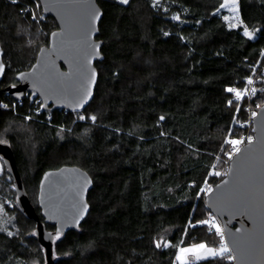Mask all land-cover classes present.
Wrapping results in <instances>:
<instances>
[{"label":"trees","instance_id":"16d2710c","mask_svg":"<svg viewBox=\"0 0 264 264\" xmlns=\"http://www.w3.org/2000/svg\"><path fill=\"white\" fill-rule=\"evenodd\" d=\"M97 2L103 59L95 62L91 102L81 113L36 114L27 98L16 102L4 89L58 26L50 16L39 26L30 20L26 8L37 4L41 14L37 0H0L6 65L0 101L7 105L0 142L11 146L40 220L34 197L43 172L72 165L93 181L87 217L53 239L54 264H177L181 248L222 247V234L208 226L214 216L205 190L222 178L214 173L224 169L233 145L252 133L244 78L264 65V0H237L243 26L235 29L219 13L222 0ZM28 30L31 43L39 42L34 47ZM259 87L252 95L263 104ZM8 177L5 169L0 264H45L35 222L17 205ZM187 264L234 263L227 251Z\"/></svg>","mask_w":264,"mask_h":264},{"label":"water","instance_id":"95a60500","mask_svg":"<svg viewBox=\"0 0 264 264\" xmlns=\"http://www.w3.org/2000/svg\"><path fill=\"white\" fill-rule=\"evenodd\" d=\"M37 1L42 15L52 17L58 28L50 32L48 45L39 48L29 69L18 72L16 83L4 90L14 101L34 93L46 113L58 108L81 113L94 95L98 79L95 62L103 59V41L97 37L102 9L97 0ZM2 53L0 45V82L6 69ZM262 85L264 89V76ZM254 114L252 140L231 156L226 174L204 197L206 207L220 222L234 264H264V104ZM0 158L12 180L17 205L35 222L34 235L43 249L45 264H54V237L77 230L89 213L87 196L92 178L72 165L43 172L37 201L44 221L55 225L52 231L29 200L6 142H0Z\"/></svg>","mask_w":264,"mask_h":264},{"label":"rangeland","instance_id":"374dc122","mask_svg":"<svg viewBox=\"0 0 264 264\" xmlns=\"http://www.w3.org/2000/svg\"><path fill=\"white\" fill-rule=\"evenodd\" d=\"M37 7H38V5L35 4L33 7L30 6V7L26 8V9H27V11L31 12L30 20L33 21V22H35V24L38 25V24H40V23H42L44 21V17L45 16L42 15V12H41V14H38L37 12H35L38 9ZM219 13L225 19V21L227 22V24L229 26L234 27V29L243 26L242 25V22H241V20L239 18L240 16H239V10H238L237 0H222L221 9L219 10ZM31 32L32 31H30V30H28L26 32V36H27V39H28L27 41H28V45L29 46L31 45V47H34L35 45L39 44V42H37V40H36V42H34L33 44L31 43L32 37H34V34H32ZM243 33L246 36L251 37V38L254 36V32H252V31H250L248 29H245V28L243 29ZM262 66L264 67V65H262ZM262 78L263 77H259V78H256L255 79L254 85H253V89H254L253 92H255L257 90H260L259 83L262 82ZM25 98H27L29 100V103L32 105L31 108H33V109L38 108L40 110V107L41 106H40V102L38 101V98L37 97H35L33 94H30V95L26 96ZM262 100L263 99H261L259 101V99H255V97H253V95H251L250 97H248V104H249L248 105V112L251 111V110L252 111L254 110V108L252 107L254 104H255L254 105L255 108H257V109L261 105H263L264 104V101H263V104H261L262 103ZM254 101H255V103L252 105V103ZM2 105H3V108H7V105H6L5 102H2ZM36 111L37 110L35 109L34 112H36ZM250 129L252 131V126H251ZM5 131H7V130H5ZM252 138H253V131H252V133H250V131H248L244 135V137L241 139V141H239L240 143H237L236 145H233L232 151L230 152L229 155H227V156H229V158L227 160H225V167H224V169L221 172H217L216 173L217 176L223 177L226 174V171H227L226 169L228 167V163L230 161L231 156L238 151V149L240 148V146L243 145V143L245 144V143L249 142L247 140L248 139H252ZM5 169L6 168H5L4 164H3V161L0 158V178H1L2 174L5 172ZM9 177H8V179H11ZM210 189L211 188H207L205 190V195H206L207 192L210 191ZM37 194L38 193H36V196L34 197V200L38 204ZM214 218H216V217L214 216ZM216 232L221 233V228L220 227H217ZM227 251L229 252V250L226 247V245H223L222 247L217 248V249L216 248L208 247L205 244L191 245V246H188V248L187 247L181 248L178 251L177 261L176 262H177V264H187L191 260H204V259L209 258L211 256L223 255Z\"/></svg>","mask_w":264,"mask_h":264},{"label":"built area","instance_id":"2783aa9c","mask_svg":"<svg viewBox=\"0 0 264 264\" xmlns=\"http://www.w3.org/2000/svg\"><path fill=\"white\" fill-rule=\"evenodd\" d=\"M264 76V67L263 66H261L260 68H259V71L256 73V75H254L253 77H250V78H244V81L246 82V88L244 89V92H245V94L248 96V97H250L251 95H252V93H253V91H254V89H253V85H254V81H255V79L256 78H259V77H263ZM30 94H33L35 97H37L38 98V101L40 102V110L38 109V108H35L37 111L36 112H34V113H36V114H39L40 113V111H43L42 110V103H41V101H40V99H39V97L37 96V95H35L34 93H25L24 95V98L26 97V96H28V95H30ZM23 98V99H24ZM22 100V99H21ZM21 100H18V101H16V102H20ZM2 108H3V105H2ZM35 109H33V111L35 110ZM256 111H249V119H250V122H252V117L255 115L254 113H255ZM28 118V117H27ZM250 140H252V139H248L247 141H250ZM244 144V143H243ZM236 151V150H235ZM229 164V163H228ZM228 168V167H227ZM216 174V173H215ZM208 226H210V228L211 229H217V227H220L221 228V225H220V222H219V220L218 219H216V218H213V219H210L209 221H208ZM221 233H222V229H221Z\"/></svg>","mask_w":264,"mask_h":264}]
</instances>
